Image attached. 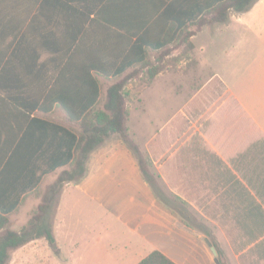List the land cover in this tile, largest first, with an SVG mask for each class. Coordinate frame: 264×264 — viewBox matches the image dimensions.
<instances>
[{
	"label": "crops",
	"instance_id": "0c3cea01",
	"mask_svg": "<svg viewBox=\"0 0 264 264\" xmlns=\"http://www.w3.org/2000/svg\"><path fill=\"white\" fill-rule=\"evenodd\" d=\"M109 1L0 4V211L12 231L27 225L46 189L70 170L54 168L69 155L70 137L62 141L60 131L43 123L77 135L78 124L55 98H67L72 112L89 111L82 106L93 95L84 87L90 81L73 73L76 66L86 69L89 47L61 72ZM171 1L115 0L109 10L153 20ZM94 2L100 4L92 11ZM204 33L209 43L196 45ZM191 42L198 57L190 72L167 70L146 87L132 84L140 76L124 86L129 137L148 157L166 200L113 135L88 155L83 176L62 190L55 244L33 240L11 258L19 253L21 264H138L158 251L175 264H264V0L230 12L225 24L203 27ZM91 75L102 109L114 79ZM76 97L82 104L70 102Z\"/></svg>",
	"mask_w": 264,
	"mask_h": 264
},
{
	"label": "trees",
	"instance_id": "16d2710c",
	"mask_svg": "<svg viewBox=\"0 0 264 264\" xmlns=\"http://www.w3.org/2000/svg\"><path fill=\"white\" fill-rule=\"evenodd\" d=\"M10 1L13 0H0V4ZM113 1L115 0H110L108 4H105L90 21L89 28L78 39L67 67L61 72V74L68 73L73 59L80 57L83 49L89 47L86 48L89 60L86 69L82 66L73 68V73L86 74L90 81L84 87H90L93 95L88 104L82 106V110L89 111L72 112L67 105V98L61 96L55 98L66 111L68 119L78 124L77 135L63 127L43 123L60 131L62 141L65 136L70 137L69 155L66 159L56 163L54 168L69 165L71 170L63 171L47 188L41 204L32 211L27 225L19 231H12L8 228V218L3 211H0V264H8L13 251L33 240L43 238L50 246L55 244L53 218L62 190L66 184L76 182L83 176L88 155L113 135H118L128 145L146 180L158 197L166 200L158 181L159 177L150 169L148 157L129 137L127 128L129 111L126 106L127 94L124 91L125 79L108 87L105 102L100 109L96 108L99 83L91 73L94 72L105 78H119L127 70L147 64L149 51L160 52L174 44L183 34L188 36V40L205 26L225 24L230 12H246L257 2V0H173L156 19L152 20L148 17L113 15L115 10L111 12L109 10L115 5ZM97 4L100 3H93L92 11H95ZM128 5L133 6V4ZM105 11H109L108 15H105ZM207 16L210 18L208 24L200 25ZM86 19H88V14ZM193 26H195L194 30H190ZM79 34V32L76 33L74 38L77 39ZM187 44L188 49L193 50L192 42L188 41ZM164 70L159 68L150 71L147 83ZM78 84L83 85L84 83ZM82 100L83 97H76L74 100L70 99V102L75 101L76 105H79L82 104ZM138 264L175 263L160 252L153 251Z\"/></svg>",
	"mask_w": 264,
	"mask_h": 264
},
{
	"label": "rangeland",
	"instance_id": "374dc122",
	"mask_svg": "<svg viewBox=\"0 0 264 264\" xmlns=\"http://www.w3.org/2000/svg\"><path fill=\"white\" fill-rule=\"evenodd\" d=\"M209 16L205 17L204 20L200 23L202 24H208ZM212 26H205V27H213ZM195 26L190 27V30H194ZM201 30V29H200ZM188 36H185L183 34L181 38H179L174 44L170 45L169 47L163 49L160 52H148V60L147 64L145 65H138L131 69H129L126 73V77L122 78H115L111 83L120 82L123 79H125V85L128 84L130 79H133L135 77H141L137 79L136 82H132L133 85H138L142 87H146L145 85H148L147 80L150 75V71H153L154 69H165V71H172L176 73L181 72H190L192 69L196 67L195 62L196 58L198 57L197 54L188 49V41H192V37L187 40ZM210 36H208L206 33L200 34L195 39V44L198 43H209ZM125 91V90H124ZM146 166V165H145ZM71 170V168H70ZM47 191V189H46ZM21 257L20 254L17 253L15 256L11 258L8 264H21ZM31 264V263H30Z\"/></svg>",
	"mask_w": 264,
	"mask_h": 264
},
{
	"label": "water",
	"instance_id": "95a60500",
	"mask_svg": "<svg viewBox=\"0 0 264 264\" xmlns=\"http://www.w3.org/2000/svg\"><path fill=\"white\" fill-rule=\"evenodd\" d=\"M208 245H209V246H210V248L212 249L213 253H214V254H216V253H215V251H214V249L212 248L211 244H210V243H208ZM215 261H216V263L218 264V261H217V259H216Z\"/></svg>",
	"mask_w": 264,
	"mask_h": 264
}]
</instances>
